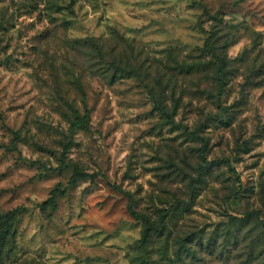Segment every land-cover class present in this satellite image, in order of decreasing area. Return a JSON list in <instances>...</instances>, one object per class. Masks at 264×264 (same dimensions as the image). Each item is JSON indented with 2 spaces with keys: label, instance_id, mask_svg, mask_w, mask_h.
<instances>
[{
  "label": "rangeland",
  "instance_id": "374dc122",
  "mask_svg": "<svg viewBox=\"0 0 264 264\" xmlns=\"http://www.w3.org/2000/svg\"><path fill=\"white\" fill-rule=\"evenodd\" d=\"M87 38L139 76L94 77L70 45ZM129 206L171 234L140 250ZM17 208L5 264H192L182 236L264 264V0H0V210Z\"/></svg>",
  "mask_w": 264,
  "mask_h": 264
},
{
  "label": "trees",
  "instance_id": "16d2710c",
  "mask_svg": "<svg viewBox=\"0 0 264 264\" xmlns=\"http://www.w3.org/2000/svg\"><path fill=\"white\" fill-rule=\"evenodd\" d=\"M76 44L90 47L91 50H93L102 68H100L98 72L92 70V75L94 77H99L104 82L113 84L124 77H136L140 74V70L135 68L134 65L129 66V68H127V66H122L121 59L114 55V49L107 50L105 48V41L101 43V41L92 38L73 42L70 41L72 49L76 47ZM155 105L156 110H158L162 116L169 119L172 124H175L168 106H162L157 102H155ZM89 119L90 111L86 110L84 116H78L76 121L72 123L71 129L73 131L83 129ZM62 165L65 166L67 164L63 162ZM72 167H74V175L71 178L72 184H76L84 177H87L88 174L82 172L78 165L72 164ZM179 203H181V201H179ZM46 205L47 203L43 204L42 207ZM178 206L180 205H175L174 209H172V213L173 210L174 212L179 210ZM22 211L23 208H17L11 211L0 210V264H5L12 255L11 245L16 237L15 227L19 222ZM129 213L135 220L143 224L142 236L138 246L140 250L146 249L154 238L167 237L172 232L169 222L170 214L168 212L160 216L158 220H154L148 214L136 211L132 206H129ZM231 222L234 227L235 239L238 241L239 237L243 238L246 236V231L250 226L253 225L254 229H257L262 220L258 212H248L243 217L231 216ZM262 224H264V222H262ZM212 240V238L208 240L200 238L198 243L193 247L192 243L194 242V237H178L174 255L178 261L185 263L188 259L192 264L211 263V261H213L212 259H218L220 262H223V264H255L257 261V257L249 253L243 258L232 257L229 253L230 248H217L213 245Z\"/></svg>",
  "mask_w": 264,
  "mask_h": 264
}]
</instances>
